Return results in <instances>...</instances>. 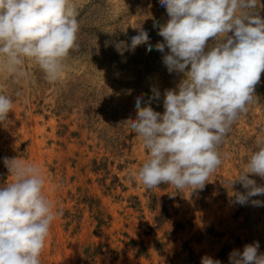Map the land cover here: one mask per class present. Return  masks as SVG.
<instances>
[{"label": "rangeland", "instance_id": "1", "mask_svg": "<svg viewBox=\"0 0 264 264\" xmlns=\"http://www.w3.org/2000/svg\"><path fill=\"white\" fill-rule=\"evenodd\" d=\"M256 4L264 19V0ZM70 6L78 47L64 61L62 78L48 82L29 60L26 76L0 71V94L13 100L0 123V186L14 180L5 157L38 165L44 193L61 213L40 264H201L205 255L230 264L233 250L255 241L264 253V204L251 203L264 195L243 205L232 195L247 191L232 182L246 170L256 138L264 137V72L255 86L258 100L219 146L223 162L204 188L148 189L132 178L149 153L128 120L136 117V98L147 101L153 87L161 95L151 107L163 113L165 90L184 77L169 73L155 48L127 46L141 29L153 46L163 42L166 8L159 0H70ZM249 178L264 186V178Z\"/></svg>", "mask_w": 264, "mask_h": 264}, {"label": "clouds", "instance_id": "2", "mask_svg": "<svg viewBox=\"0 0 264 264\" xmlns=\"http://www.w3.org/2000/svg\"><path fill=\"white\" fill-rule=\"evenodd\" d=\"M159 2L169 17L158 32L163 42L153 46L141 29L127 49L134 51L141 44L148 51L155 48L167 71L184 78L176 89L165 90L163 113L151 107L161 95L155 87L147 101L136 98V117L128 121L149 156L132 178L148 189L161 184L203 189L223 162L219 146L258 100L254 92L264 72V19L255 12L256 0ZM78 28L70 0H0V71L26 76L23 66L29 60L48 82L58 81L70 50L78 47ZM12 107L11 97L0 94V123ZM4 164L14 180L0 186V264H40L51 224L61 213L44 193L46 178L38 165L7 157ZM245 169L232 182L247 190L232 193L241 205L264 195V186L249 178H264V137L256 138ZM251 203L261 206L264 201ZM258 250V241L246 244L242 252L229 254V262L264 264V253ZM201 264L221 261L205 255Z\"/></svg>", "mask_w": 264, "mask_h": 264}]
</instances>
